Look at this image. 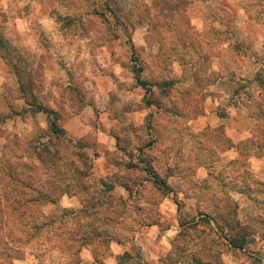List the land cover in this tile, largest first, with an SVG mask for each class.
<instances>
[{
  "label": "rangeland",
  "instance_id": "1",
  "mask_svg": "<svg viewBox=\"0 0 264 264\" xmlns=\"http://www.w3.org/2000/svg\"><path fill=\"white\" fill-rule=\"evenodd\" d=\"M56 1L59 7L54 9L53 17L43 23L48 27L52 22L60 34L51 35L48 28L42 30L35 22L33 27L37 31L24 35L18 49L11 41L15 35H9L8 39L0 32V56L19 82L18 90L10 83L0 87V264H111L112 244L126 245L116 264H264V240L258 236L251 239L238 255L222 252L218 243L221 233L198 223L200 217L195 200L181 204L179 221L188 225V229L189 224L196 223V229H189L180 236L179 229L173 240L176 243L171 241L172 248L169 249L164 244H146L141 237L147 226L158 224L162 230L169 227L159 221L157 204L135 203L136 194H128L125 198L122 192L114 190V184L119 180L116 174L111 173L102 180L94 177L87 151L94 134L72 141L66 135H55L51 126V117H55L57 128L62 127L61 112L53 107L62 109L66 115L64 105L80 108L84 95L79 94L76 87L88 78L91 69H106L103 68L105 65L111 68V44L117 38L131 43L132 31L140 25L147 28V46L131 48L126 69L134 78L132 68L139 71L138 84L144 86L146 81L162 78L157 85L164 88L169 85L165 79L169 75V66L173 59L178 60L184 66L176 87L178 100L176 103L160 101L159 105L166 108L162 123L184 122L196 117L202 112L206 96L204 88L219 79L220 74L213 70L211 58L217 56L219 42L228 38L220 25L235 32V11L240 6L245 7L252 18L256 17L257 22H264V0ZM208 25H211L210 29L203 30ZM188 42L193 45L186 46ZM252 44L250 38L238 35L234 47L240 53L241 47ZM233 50L228 51L229 60L234 58ZM262 55L264 61V51ZM45 59L49 60L50 69L45 70ZM226 69L234 81L232 64ZM261 70L264 74V65ZM243 88L240 83L227 87L237 93ZM250 93H253L252 88ZM18 100H23L24 106ZM250 101L246 102L249 111L262 115L264 97ZM44 109L54 113L48 114ZM39 112L45 116L41 125L37 118ZM16 116L33 125L31 140H24L11 129ZM45 124L46 129L43 128ZM125 133L123 135H130ZM212 134L219 132L210 131L206 137ZM158 147L165 159L173 155L174 161H182L191 169L190 157L195 145L191 146L189 154L184 153L185 146L181 143L168 147L171 149L168 151L165 145ZM122 151L108 153L110 166L116 161L114 158L124 159L127 150ZM123 176L129 177L126 173ZM50 189L56 191L54 194L59 191L69 194L42 205L43 197ZM23 209H30L31 215L27 212L23 217ZM245 212L246 209L239 213L244 222ZM45 217L51 220L52 233L43 226L36 232L34 227L45 221ZM113 220L114 224L111 223ZM21 223L27 224L26 227ZM83 224L94 227H80ZM70 230L71 235L63 238ZM55 232L57 235L52 236ZM84 233H88L89 241L95 242L79 244L67 252L59 249L64 239H82ZM93 247L97 248L94 253ZM85 250L88 252L84 253ZM72 251L78 252V257L71 258L73 256L66 254Z\"/></svg>",
  "mask_w": 264,
  "mask_h": 264
},
{
  "label": "crops",
  "instance_id": "2",
  "mask_svg": "<svg viewBox=\"0 0 264 264\" xmlns=\"http://www.w3.org/2000/svg\"><path fill=\"white\" fill-rule=\"evenodd\" d=\"M57 7L59 4L56 0H0V15L3 16H0V32L4 33L8 39L9 35H15L11 41L12 45L18 49L21 48L20 44L23 42L20 41L24 35L37 31L33 27L35 22H38L37 26L42 30L48 28L51 35L60 34L61 31L52 25V22L51 25H47L48 27H45L46 25L43 23L53 17L52 13ZM230 12L233 11L230 10ZM235 14V32L229 30L227 26L220 25L221 30L225 35H228V38L219 42V48L216 49L217 56L211 58L213 70L220 75L217 83H210L208 88H204L203 92L206 96L202 107L203 112L200 115L184 122L162 123L161 117L166 113H164L166 108L159 105L160 101L176 103L178 100L179 91L176 90V87L181 81L184 67L178 60L173 59L169 66V75H166L165 79L171 84L164 88H159L160 86L157 85L158 80H163L162 78L146 81V84L142 86L126 69L125 63L131 58V48L147 46L148 31L144 25L133 29L131 43L126 44L117 38L111 44V53H109L111 68L105 65L103 68L106 69H91L88 78L83 79L80 86L76 87L77 92L84 95L81 98L83 103L80 108H72L70 104L69 106L64 105V109L68 112L66 115L62 109L53 107L57 112H61V129L70 140L79 141L94 134V140L90 143V148L87 151L93 175L99 180L105 179L111 173L118 175V168L113 163L110 166L107 154L119 152V139L117 140L116 133L122 125L143 127L149 119H152V126L148 127L149 138L157 145H165L167 151L168 147H174L179 143L185 146L184 153L187 151V154H189L192 145L201 146L198 155L200 159L197 160L194 156L190 157L192 159H190V163L195 164L196 167L194 178L189 174L188 165L184 166L182 161H174V156L170 155V165L182 163L179 165L180 173H172L173 175L170 176L167 183L168 192L164 195L159 194L162 196L157 197V207L160 212L159 221L169 227L162 230L161 225L158 224L147 226L141 237V240L146 244L153 242L164 244L167 249L172 248L171 241L173 242L175 234L181 229L179 204L181 206L184 201L193 200L185 197V194L189 192V181L192 179L199 182L205 181L211 169H233L232 167L242 160L241 145L254 137L256 128L260 124L257 116L249 111L246 102L248 100L251 102L252 99L260 100L261 97H264V74L261 70L264 65L262 60L264 22H257V18H252L242 6L238 7ZM189 15H191L190 10ZM5 19L7 21L4 22ZM194 23L193 21V28ZM210 27L211 25L205 26L203 30H209ZM196 30L200 31V29ZM238 35L253 41L251 47H241L240 53L236 52L234 47ZM233 48L235 50H233L234 58L229 60L228 51ZM230 64H232L234 81L229 78V72L226 69ZM43 65L45 70L51 68L48 59L43 61ZM0 71H3L0 72V75L4 76L0 78V87L8 86L7 84L10 83L12 88L18 90L19 82L10 73L1 56ZM188 82L190 81L188 80ZM238 83L245 87L243 93L227 89V87ZM165 88H169L170 91L165 93ZM251 88L252 94L250 93ZM51 91L52 89H50ZM22 101L18 100L19 104L24 106V101ZM37 118L40 120V125L41 121L45 120L42 112L37 114ZM12 121L11 129L18 136L28 141L32 139L34 127L29 120L25 122L21 120L20 116H16ZM46 127L47 124L43 125L44 129ZM205 131H217L219 134L217 138L206 136L204 138L203 132ZM197 135L199 137H196ZM223 146L225 148H221ZM213 155L217 158L213 159ZM245 168L254 181L264 183V155H249L246 158ZM120 177H122L120 180L124 181L125 178L122 175ZM114 186V190L122 192L125 198L128 194L130 195L129 190L122 183L117 181ZM236 188L239 189L240 186ZM231 194L239 206V213L244 209L247 211L252 203L251 198L239 190H234ZM67 199L70 198L67 197ZM144 204L149 206L148 201H145ZM239 218L244 222L242 217ZM258 237L260 238V236ZM125 246L111 245V264L117 263L119 255L126 248ZM86 252L88 251L85 250L84 253ZM88 255L89 253H87Z\"/></svg>",
  "mask_w": 264,
  "mask_h": 264
},
{
  "label": "trees",
  "instance_id": "3",
  "mask_svg": "<svg viewBox=\"0 0 264 264\" xmlns=\"http://www.w3.org/2000/svg\"><path fill=\"white\" fill-rule=\"evenodd\" d=\"M192 45V42L186 44L188 47ZM132 70L137 82H139V71H137L135 67H133ZM168 83L171 84L170 82H167L166 84ZM168 90L170 91L169 88H165V93L169 92ZM44 111L48 114L54 113L52 110L48 109H44ZM260 114L256 115L260 124L256 128L254 137L241 145L242 160L232 167L233 169L231 170L227 168H222L220 170L211 169L208 177L203 182H199L195 179L190 180L189 192L185 194L186 198L195 200L197 214L200 217L198 223L205 226L207 225L210 229H216L217 232H220L221 235L218 236L221 237V239H219L218 243L220 244V247L223 248L222 252H230L234 255H238L240 251L245 250L246 246L249 245L250 240L255 236H260V238L264 239V183L254 181L245 168L246 158L249 155H264V111L262 112V115ZM51 118H53V122L51 123L53 133L55 135H66L62 129L57 128L55 121L56 118ZM151 121L152 119H149L143 127L122 125L116 133L117 140L119 139V152L123 153L122 149L125 148L127 151H124V159L114 158L113 160H116L115 162L111 159L112 162H114L113 164L119 170V180L122 178L120 175L123 176L125 173L129 175L127 178L123 176L126 181L124 179L122 184L129 190L130 195L136 194L135 203H144L145 201H148L149 206L157 204V197H159V194L164 195L168 192V180L171 175L180 173L179 165L182 164L176 163L174 166L170 165L171 156L169 155L165 159L158 145L153 143L149 138L148 127L152 126ZM125 132H128L130 135H123L126 134ZM203 135L207 136L208 131L203 132ZM208 137L217 138L218 135L212 134ZM122 145L125 146L123 147ZM221 148L225 147L223 146ZM200 150L201 146L196 147L195 145L193 156L196 157L197 160L200 159L198 156ZM109 157L110 155L107 154V159ZM214 158L217 157L213 155V159ZM189 167L191 168L189 174L193 176L195 174L194 172H196L195 164L191 163ZM234 173L237 175L235 176ZM237 186H240L241 189L236 188ZM234 190L245 192L251 198L252 203L246 211L247 221L245 223L239 218V206L231 194ZM48 192L49 193L45 195V198L43 197L44 201L42 202V205L53 203L56 199L61 198L64 195L68 196L69 194L68 192L61 191H59L58 194H54L56 191H52L51 189L48 190ZM12 200L15 203L14 198ZM32 202L35 201H30L29 203ZM112 207L115 208V206ZM23 210V217L26 216L27 212L31 215L30 209ZM44 219L45 221H41V224H39L38 227H34L36 232L42 226L45 230L46 228H49V232H51V220H48L46 217ZM114 222L115 221L113 220L111 223L114 224ZM21 225L26 227L27 224L21 223ZM90 226L93 225L90 224ZM90 226L83 224L80 227L87 229ZM189 226H191L189 229H196L198 224H189ZM180 227L181 232L179 233V236L182 235V233L184 235L185 232L189 230L186 228L188 225L185 226L180 223ZM71 232L72 230L64 233L63 238L67 235H71ZM54 235H57L56 232L52 236ZM86 235H88V233H84L82 239H64L65 243L61 242V245L59 243V249L67 252L68 249L72 250L75 247L77 248V245L79 244L90 245L92 242H95L94 240L89 241V238L87 239ZM174 242L172 244H174ZM214 243L215 242L213 241L212 244ZM65 244H67V247ZM90 247H92V245ZM91 250L94 253L97 248L93 247ZM66 254H69L70 257L73 256L71 258H75L78 257L79 253L72 251Z\"/></svg>",
  "mask_w": 264,
  "mask_h": 264
}]
</instances>
